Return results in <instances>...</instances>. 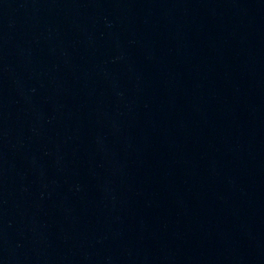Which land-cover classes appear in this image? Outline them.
<instances>
[{"label":"water","instance_id":"obj_1","mask_svg":"<svg viewBox=\"0 0 264 264\" xmlns=\"http://www.w3.org/2000/svg\"><path fill=\"white\" fill-rule=\"evenodd\" d=\"M0 264H264V0H0Z\"/></svg>","mask_w":264,"mask_h":264}]
</instances>
